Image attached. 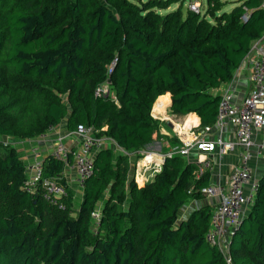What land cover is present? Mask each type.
I'll list each match as a JSON object with an SVG mask.
<instances>
[{"label":"trees","instance_id":"1","mask_svg":"<svg viewBox=\"0 0 264 264\" xmlns=\"http://www.w3.org/2000/svg\"><path fill=\"white\" fill-rule=\"evenodd\" d=\"M196 1L199 12L186 0H0V136L33 141L83 125L115 144L96 151L79 209L69 191L60 211L25 190L23 159L0 142V264H225L206 240L211 173L198 176L196 155L167 158L146 185L132 172V156L180 143L160 132L157 100L170 94L172 116L213 128L221 87L264 36V0L233 1L230 12L227 0ZM109 80L117 100L96 93ZM43 165L61 183L65 164L48 155ZM230 254L264 264V173Z\"/></svg>","mask_w":264,"mask_h":264},{"label":"built area","instance_id":"2","mask_svg":"<svg viewBox=\"0 0 264 264\" xmlns=\"http://www.w3.org/2000/svg\"><path fill=\"white\" fill-rule=\"evenodd\" d=\"M196 12H199V9ZM115 66L116 61L109 68L110 74ZM250 82L252 87L249 94L241 102L236 101L234 92L228 89L223 90L218 116L213 128L197 132L199 124L188 125V119L183 124L173 123L172 131L178 135L180 144L174 147L172 152L163 154L161 150L150 149V146L144 152H140L141 155L143 153L144 161L148 164L156 159L157 166L155 165V169L159 167L162 171L167 158L174 155L188 157L195 151L199 155L200 172L198 176L212 168L210 159H202L204 154L224 156L237 152L239 164L233 168L227 183L225 185L211 184L201 191L207 199H217L206 240L222 252L225 264H234L230 254L231 239L253 205L258 190V180L254 178L253 174L252 160L254 157L252 150L256 147L255 135L261 133V142L256 148L260 154L264 155V51L253 64ZM104 85L98 88L97 95L110 96L117 100L109 90V83H106L107 89L104 88ZM229 128L233 129L232 139L225 137V132ZM213 130H215L217 137L207 140L205 136ZM54 131L55 129L51 128L49 133ZM74 134L81 138L80 148L76 152L70 151L64 142V137L57 136L54 138L52 156L63 162L66 168L70 165L74 166L78 175V186L83 189L86 181L94 173V156L96 151L103 147L105 138H97L94 136L92 128L83 125H80ZM0 142L10 145L4 143V139ZM240 148L242 152H238ZM35 150H33L35 152L34 161L26 166L25 190L29 193L41 191L43 199L50 206L60 211H66V202L70 198L69 190L57 179L43 178L44 157L39 150ZM70 154L73 156L72 164L69 163ZM100 217L101 214L98 211H95L92 216L96 222H99Z\"/></svg>","mask_w":264,"mask_h":264},{"label":"crops","instance_id":"3","mask_svg":"<svg viewBox=\"0 0 264 264\" xmlns=\"http://www.w3.org/2000/svg\"><path fill=\"white\" fill-rule=\"evenodd\" d=\"M263 51H264V36L262 39L258 40L254 44L251 53L248 55L245 61L237 69L231 82L223 85L220 89V93H222L224 89L231 90L235 94L236 101L241 102L244 99V97L249 94L250 88L252 87L251 86L252 84L250 82V77L253 72V64L255 61L259 59L260 54ZM160 98L158 99V102L163 99H166L167 102L169 101L167 105H169L168 107H170V104H171L170 94L169 96H163V98L161 99ZM158 102L156 104H158ZM154 115L156 114L154 113ZM188 116L189 117L194 116L197 119L196 123H201L200 118L197 115L190 114ZM63 128L56 129L55 132L49 133L38 140L42 146L41 153L44 158H46L48 155H52L54 151V138L58 134L64 137V142L66 143L70 151L76 152L80 148L81 138L78 135H75L74 133H68L66 131L64 132ZM161 132L163 133L164 131L162 130ZM215 137H217L215 130H213L211 133L205 136L207 140L215 139ZM225 137L229 139L233 138L232 128H229L225 132ZM254 141L257 147V145H259V143L261 142V133H257V135H255ZM29 142H37V141H29ZM19 146L20 144L17 146H14V148H16V150L19 152L20 157L23 159L25 165L27 166L28 164L34 161L35 154L33 153V150L30 151L25 146H20L21 150H19ZM256 147H254L252 150L253 157H254L252 160V166H253L254 178L256 180H259L264 173V155L260 154ZM150 149L157 150V151H160V150L163 151L164 149L163 143L161 141H158L155 144L151 145ZM238 152H242L241 148L238 149ZM205 158L210 159V161L212 162V168L208 169V171L211 173V184L213 185H218V184L225 185L229 179V176L233 168L239 164L237 152L230 153L224 156H219L217 154H204L202 156V159H205ZM77 177L78 175L73 165L68 166L61 177L62 185H64L69 191H71V195H73V202H74L75 197L80 196L82 198V188L78 186ZM77 200L75 199V201ZM206 200H207L206 202H208L213 207V210H214V205L217 203V199H206ZM192 204H190L187 207L186 214L198 206L197 204H195L192 207L191 206ZM184 213L185 212L183 211L182 214Z\"/></svg>","mask_w":264,"mask_h":264},{"label":"rangeland","instance_id":"4","mask_svg":"<svg viewBox=\"0 0 264 264\" xmlns=\"http://www.w3.org/2000/svg\"><path fill=\"white\" fill-rule=\"evenodd\" d=\"M227 1H228V3H227V6L225 7V11L230 12L232 10L233 6H234L233 4H231V2L237 1V0H227ZM189 4H190V0H186L185 5H184L185 6V9H187L189 7L193 11H196L198 9L200 10V6H201L200 1H196V3H194V4H190V5ZM196 5H198V6H196ZM177 7H178V5L176 4V5H174V6L171 7V10L173 11V10L177 9ZM110 66L108 68H110ZM104 88L105 89L108 88L106 84L104 85ZM112 95H114V94L112 93ZM154 107H155V105H154ZM153 115H154V110H153ZM154 116H156V118H158V120L161 121L162 126L160 127V132L163 130L164 132L163 133L161 132V133H162V135H164L167 138L175 137V138L178 139V135L174 131H172V128H170L168 124L169 123H171V124H173V123L181 124L182 123L183 124L186 121V119H188V121H187V124L188 125H191V124L192 125L193 124H199L197 132L203 131V129L201 128L200 123L193 122L191 120V117H189V116L188 117H180V118H177L175 116H172L169 113V107H168V105L165 107V110H164L163 113H160V114L154 115ZM165 125L168 126V128L170 130L167 129V127ZM63 127L64 126H61V128H63ZM63 131L65 132V129ZM57 136H60V135L58 134V135H56V137ZM3 139L5 140L4 143H8L11 146H17V145L20 144V146H25L30 151H32V150L36 151L35 149H37V150H39V152H41L42 146H41V144L39 143L38 140H37V142H29L27 140L7 139V138H4V137H1L0 136V141H2ZM162 143H163V147H164V145L167 147V149H166V147L163 149V151H162L163 154L172 152L173 148L177 146L176 145V146L171 147L170 146V140L169 139L164 140V142H162ZM112 144L115 147V144L112 141H110L108 139H105V142H104L103 147H108V146H110ZM20 146H19V150H21ZM33 153H35V152H33ZM193 154L196 155L197 157H199V155L195 151L193 152ZM142 155H143V153H142ZM142 155L139 158H137V155L132 156L133 157V161H132V163H133L132 172H133V177L135 178V180L140 185L141 184L146 185L148 182L152 181L154 179V177H156V175L160 174L161 170L159 169V167L157 169H155V165L157 166L156 159H153L152 162L150 163L151 164L150 165V164H148V163H146L144 161V158L145 157H144V155L142 157ZM199 172H200V168H199ZM75 199L76 200L78 199V200L75 201ZM75 199H74V202H73V206H74V209L78 210L79 209V206H80V203L82 202V198L79 196V197H75ZM194 205H195V203H193L191 206L193 207ZM100 210H101V205L99 206V208L96 211L100 212ZM186 212H187V209H186ZM184 214H182V215H184ZM74 216H75V214H74Z\"/></svg>","mask_w":264,"mask_h":264},{"label":"bare ground","instance_id":"5","mask_svg":"<svg viewBox=\"0 0 264 264\" xmlns=\"http://www.w3.org/2000/svg\"><path fill=\"white\" fill-rule=\"evenodd\" d=\"M169 102V101H168ZM167 100H164V101H161L159 102L158 104H156L155 108H154V113L157 115V114H160V113H163V111L165 110V107L166 105L168 104ZM191 120L193 122H196V118L194 116L191 117Z\"/></svg>","mask_w":264,"mask_h":264},{"label":"water","instance_id":"6","mask_svg":"<svg viewBox=\"0 0 264 264\" xmlns=\"http://www.w3.org/2000/svg\"><path fill=\"white\" fill-rule=\"evenodd\" d=\"M110 83V80L108 81ZM170 128H173V125L171 123L168 124Z\"/></svg>","mask_w":264,"mask_h":264},{"label":"clouds","instance_id":"7","mask_svg":"<svg viewBox=\"0 0 264 264\" xmlns=\"http://www.w3.org/2000/svg\"><path fill=\"white\" fill-rule=\"evenodd\" d=\"M169 106V105H168ZM154 110V109H153ZM33 141H37V140H33ZM14 147V146H13ZM45 159V158H44ZM26 166V165H25Z\"/></svg>","mask_w":264,"mask_h":264}]
</instances>
